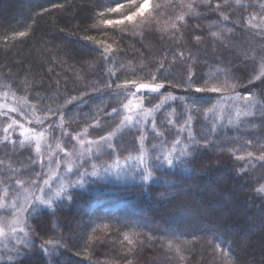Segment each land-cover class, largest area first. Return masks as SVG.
Instances as JSON below:
<instances>
[{
	"label": "trees",
	"instance_id": "obj_1",
	"mask_svg": "<svg viewBox=\"0 0 264 264\" xmlns=\"http://www.w3.org/2000/svg\"><path fill=\"white\" fill-rule=\"evenodd\" d=\"M149 1L150 8L134 24L105 27L101 19L120 18L99 15L109 0H0V91L11 95V103L0 104V109L24 107L41 126L58 123L54 126L73 131L89 127L120 147L133 146L139 136L150 134L152 147L166 146L177 132L191 137L184 150H158L148 158L147 180L144 166L114 189L122 198L135 200L131 204L86 208V199L79 205L81 185L74 179L77 174H70L64 180L73 184L61 189L63 195L48 210L40 204L42 210L30 222H20L24 232L17 231L19 241H5L0 263L264 264V193L257 192L264 185V161L258 159L264 155V104L235 122H222L214 107L228 101L221 97L237 93L255 92L264 100L259 80L249 83L264 57V10H255L261 21L256 26L249 22L253 9L243 3L222 7L211 0L184 8L182 0ZM205 80L210 86L226 82L229 87L220 93H196L195 87H203ZM133 81L164 87L155 93L117 95L125 87L134 92ZM129 100L133 107L125 108ZM132 110L143 112L141 117L133 115L140 125L117 132V122ZM2 121L0 229H5L15 189L3 183L32 179L37 168L31 146L12 130L5 132ZM247 143L258 155L249 169L238 168L240 163L229 152L243 155ZM165 157L173 160L171 166ZM92 165L82 166L97 173ZM86 167L81 168L85 174ZM101 176L89 179L99 181ZM69 198L76 199L70 206L64 203H70ZM25 228L33 229L35 237L29 248ZM40 239H59L63 247L46 256Z\"/></svg>",
	"mask_w": 264,
	"mask_h": 264
},
{
	"label": "rangeland",
	"instance_id": "obj_2",
	"mask_svg": "<svg viewBox=\"0 0 264 264\" xmlns=\"http://www.w3.org/2000/svg\"><path fill=\"white\" fill-rule=\"evenodd\" d=\"M205 2L210 3L211 0H182V6L187 8L193 3L200 5ZM213 2H215L213 4L214 6L219 5L222 7L227 6V4L236 5L235 3L249 5V7L246 5L244 6L246 8L253 9V13L249 17V22L256 26H260L261 24L258 15H255V10L258 8L264 10V0H213ZM150 5L151 3L149 1L148 8H150ZM148 8L146 10H148ZM10 97L11 95L8 94V92L0 91V104H6L7 102H10ZM244 103V101L236 102L233 100H228L224 103L221 102L214 107H217L218 111H215L218 114V118H220L222 122H235L238 120L236 118L238 106L242 107ZM131 106L133 107V105ZM258 106L259 104H257L256 107L249 109V111L254 112ZM136 108H138V104H136ZM15 109H17V111L14 113L11 111L6 112L4 109H0V118L3 120L1 122L2 129H5L8 127V125L12 124L13 120L17 122L16 124H12V127L9 130H12V133L16 135L17 138H19L23 143L31 146L33 155L35 157L33 162H35L37 170L34 174L36 176L32 179L25 178L3 183L5 187H12L15 190L13 189L14 193L11 201L9 202L13 211H7V213H12L10 215L11 218H9L7 227H5V229H0L2 230V234H0V251L7 248V243L5 241L16 242V240L13 238H16L15 235L17 234V231H20L22 228V225L19 224L21 221H23V219L26 218L27 220L29 218L30 222L32 217L42 210H40L41 207L39 206L33 209V197L41 196L46 201L49 199V197H52L51 204L57 201V199L63 195V190L61 189L67 190L65 188L68 185L73 184V182L69 180H64L70 174H73L75 177L77 174V178L74 179L75 181H79L81 185L79 195L82 196L83 200L77 202L79 205H83V202H86V199L87 202H90L86 204V208H91L93 204H104L105 207H107L108 204L111 206H123L129 202V204H131V202L133 203L135 200L128 199V197L124 196V198H122L121 196L117 195H122V193H116L114 189L118 186H124L120 185V183L128 182L129 178L132 176L131 172L135 176L137 170H142V167L144 166L146 168L145 174H149L150 168L148 167L147 159H150L151 156H154L158 150L175 154L178 152V150H184L187 147L184 146L186 141L188 144H190L189 138L185 133L177 132L175 135H170L173 139L168 144H166V146L160 145L159 147H152L153 145L148 143L152 142L153 136H150L151 134L147 135L146 126L144 129V134L146 133L147 136H139L138 140L133 143V146L120 147V145H116L109 137H106V135L100 136L98 133H94L89 127L73 131L67 129L66 127H62V125L54 126L58 123L53 125L44 124L41 126L40 122L36 120L35 116H28L26 108L23 107L24 111H22L21 108L15 104ZM129 113L130 114L120 118V120L117 122L119 124L117 132L127 129L132 125L135 127L140 125V122L135 119L133 115L136 117H141L143 112L141 110H132ZM128 116H131L132 119L127 120L126 117ZM249 116H241L239 120ZM145 121L146 120H144L143 123H145ZM20 125H23L24 128L29 130L24 136L20 135V133L23 131ZM168 135L169 134H163L160 136H165L167 138ZM25 136L29 137V139H25ZM114 136L115 135H113V137ZM37 137L39 139H37ZM177 141H179V143H177ZM246 150L248 151L243 155L246 156L248 152H251L252 157H257L258 153L255 152V149L250 145V143L246 144ZM138 153L142 156L136 157ZM87 157H94L96 159L80 163ZM253 159L250 161H238V163H240L238 168L242 167V165L247 166V168L250 167V163H252ZM133 160H135V167L132 166ZM90 162L94 163V165H92L93 168L99 170L97 175L99 173L104 175L98 179L99 181L90 180L89 175H93L91 168L82 166ZM83 167L87 168V174H85V171L81 169ZM85 175L87 176L88 182H85ZM106 177L111 178L108 179ZM135 178H137V176ZM45 181H47V183H45ZM109 183L114 184L110 185ZM37 186L42 191H38ZM110 189H113L114 192H110ZM13 190H10L9 194ZM57 192L60 193L59 197L55 196ZM7 195L8 193L4 196ZM106 195L107 198L105 197ZM130 196H133V194L131 193ZM69 199L70 203L65 201V205L70 206V204L76 201L75 198ZM112 202H114V204ZM51 204L45 203L43 205L47 209L51 206ZM75 204L74 206H76ZM129 204L127 207L132 206ZM11 207L8 206V208ZM21 207L31 211V215H28V211H21ZM3 211L4 209H1V213ZM50 226L51 224H49V227ZM13 229H15V231H13ZM32 231L33 229L28 231L25 228V232L29 235V238L25 243L26 248H29L30 245L32 246L35 241ZM54 236L55 238H58L56 235ZM40 241L45 242L42 239H40Z\"/></svg>",
	"mask_w": 264,
	"mask_h": 264
},
{
	"label": "snow or ice",
	"instance_id": "obj_3",
	"mask_svg": "<svg viewBox=\"0 0 264 264\" xmlns=\"http://www.w3.org/2000/svg\"><path fill=\"white\" fill-rule=\"evenodd\" d=\"M148 7H149V0H109V6H107L104 9H101L99 12V15L101 17H104L107 14H119L120 18H117V19L105 18V19H101L99 21V23L105 27H120V26L128 24V23L134 24L136 22L137 18H143L144 17L145 10ZM180 19H183V17H180ZM172 27L175 28L176 25L173 23ZM18 35L24 36V35H26V33L20 32ZM215 35L216 34L213 33V36H215ZM86 39L94 40L93 37H86ZM196 39L199 40L200 37H196ZM94 42L102 43L99 41H94ZM108 52H109V49L105 48L104 54H105L106 58H107ZM180 55L182 56L183 53H180ZM160 68H163V65H160ZM152 79L155 80L156 77L152 76ZM255 80H259V82H260L259 86L261 88H264V57H262V59H261L260 69H259L258 74L254 75L252 77V79H250L249 83L251 84ZM132 83H133V85H135V91L134 92H132L130 89L125 87L120 92H118L117 95L131 94L132 96H136L137 93L141 92V90H146V91H150V92L155 93L164 87V85L162 83H139L138 85L136 84L135 81H133ZM188 83H189V85H191L193 83L191 75H189ZM117 87L119 88V85ZM228 87H229V85H227L226 82L225 83H219V84H212L210 86L209 81L205 80L204 86L203 87H195L194 91L196 93H205V92L220 93L222 91H226ZM231 87L234 88L235 86L231 85ZM202 98L203 97H197L198 100L202 99ZM224 100H233L236 102L244 101L245 102L242 107L238 106V110L236 112V118L238 120L241 116L254 115V113L249 111V109L256 107L257 104H264V100L258 99L257 94L255 92H248L244 95L237 93L235 96L221 97V101H224ZM130 105H132L131 100H129V102L124 105V107L128 108ZM157 107H159V106H157ZM10 111H17V109L13 108V109H10ZM208 111H214V109H209ZM112 112L116 113L117 109L113 108ZM126 119L131 120L132 117L128 116V117H126ZM189 119H190V117H189ZM16 123L17 122L15 120L12 121V124H16ZM12 124L8 125V127L5 128L4 131L8 132V130L12 127ZM20 127L23 129V131L20 133V135L24 136L25 133H27L29 130L24 128L23 125H20ZM25 139H29V137L25 136ZM37 139H39V138L37 137ZM189 139H191V137H189ZM177 143H179V141H177ZM204 146L207 147V144H205ZM184 154H186V153L184 151H182L181 155H184ZM229 155L233 156L234 159L237 161H250L253 159L251 152H248L245 156V155H235V151L230 150ZM157 159H159V158L157 157ZM165 159H166L167 163L171 166L173 163V160L169 157H165ZM258 159L261 161H264V155H261ZM92 174L96 175L97 173L95 171H93ZM239 174L240 173H238V175ZM244 174L246 175V170H245ZM150 175H151V173H149L148 176H145L144 179L147 180ZM45 183H47V181H45ZM77 183H79V181H77ZM37 189H38V191H42L41 189H39L38 186H37ZM257 192L264 193V185H261L260 188L257 189ZM45 195H47V194H45ZM59 195H60L59 192H57L55 194L56 197H59ZM33 200H34V203H33V209H34L35 207H38L40 204H45V203L51 204L52 197H49V199L46 201L41 196H34ZM21 211H28V210L24 207H21ZM28 215H31V211H28ZM13 231H15V229H13ZM20 231L24 232V228H21ZM0 234H2V230H0ZM16 239L19 241V236H17ZM125 239L128 240L129 238L127 236H125ZM131 242L132 241L129 240V243H131ZM62 247H63V243L59 239L46 240L40 246V250H41V253L46 255V256H53Z\"/></svg>",
	"mask_w": 264,
	"mask_h": 264
}]
</instances>
